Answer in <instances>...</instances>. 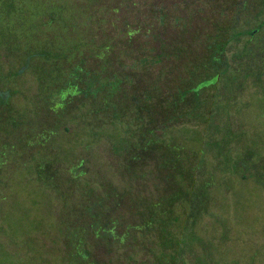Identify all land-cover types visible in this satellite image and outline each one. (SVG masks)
<instances>
[{
  "label": "trees",
  "instance_id": "obj_1",
  "mask_svg": "<svg viewBox=\"0 0 264 264\" xmlns=\"http://www.w3.org/2000/svg\"><path fill=\"white\" fill-rule=\"evenodd\" d=\"M237 5L238 0H0V79L6 86L0 88V174L19 154L60 199L55 229L69 264H112L94 258L95 245L117 250L120 264H162L159 252L173 251L170 240L194 222V208L181 204L188 211L180 216L174 206L188 200L185 186L206 169L225 174L223 153L239 142L235 127L220 116L249 86L264 85V49L260 56L251 54L254 43L264 41V0L251 21L239 26L229 19L247 9ZM25 73L36 88L26 100L28 113L20 116L12 85ZM116 124L131 148L127 157L121 148L110 149L118 159L110 163L112 170L123 180L84 182L86 166L82 178L58 171L48 150L59 134ZM183 125L204 142L194 173L184 150L170 163L167 156L174 155L161 149V135L177 142ZM173 172L178 182L170 181ZM139 178L149 180L152 190L135 184ZM170 192L180 194L164 198ZM134 249L149 255L136 260Z\"/></svg>",
  "mask_w": 264,
  "mask_h": 264
},
{
  "label": "rangeland",
  "instance_id": "obj_2",
  "mask_svg": "<svg viewBox=\"0 0 264 264\" xmlns=\"http://www.w3.org/2000/svg\"><path fill=\"white\" fill-rule=\"evenodd\" d=\"M261 1L238 0L237 8L247 10L236 11L229 21L238 26L250 22L252 16L249 15L259 9ZM263 49L264 41L259 46L254 43L252 57L255 54L260 56ZM252 73L257 74V69L254 68ZM3 86L0 79V88ZM12 86L18 88L12 100L18 105L19 115L23 116L28 113L30 105L26 100L30 98V92L35 91L36 81L25 73ZM243 93L220 116V121L235 127L234 141L239 142L234 151L228 147L223 153L228 158L223 165L225 174L220 177L217 171L206 169L195 178L191 187L185 186L189 198L174 209L177 215L183 216L188 209L194 208L197 217L186 232L170 240L175 246L173 251L159 252L162 264H264V85L259 83L254 89L249 86ZM116 125L97 127L96 131L81 128L59 134L48 150L49 156H55L60 164L58 171L65 176L74 173L82 178L85 174L82 166H86L89 171L85 180L82 179L84 182L92 180L93 184H99L107 178L108 182L117 184L123 180L120 173L112 170L110 163L115 157L110 149L121 148L120 153L127 157L131 155V148L126 147L120 125ZM181 131L176 137L177 142L161 135V149L165 155L184 150L183 159L191 160L190 169L194 173L203 154L204 142L194 128L183 125ZM50 148L56 149L57 154H53ZM74 150H78L79 155H74ZM180 156H167V160L172 163ZM206 158L213 160L212 154ZM10 161L0 174V264H69L59 240L60 232L55 229L60 217V199L47 188L46 181L35 178L31 163L26 161L24 164L19 154ZM150 163V170H153L154 162ZM122 164L121 160L116 166L122 168ZM186 168L189 170V162ZM122 172L128 174L127 167L123 166ZM179 180L178 173L170 175L172 183ZM137 182L142 184L144 192L145 189L152 190L149 180L139 178L135 184ZM179 194L170 192L164 198L169 196L171 199ZM181 204L188 209H183ZM124 228L125 225L120 233ZM91 251L98 262L112 260V264L121 263L117 250L107 252L103 246L95 245ZM148 255L149 252L139 249H134L132 254L136 260Z\"/></svg>",
  "mask_w": 264,
  "mask_h": 264
}]
</instances>
